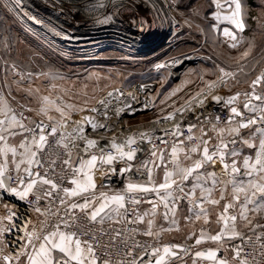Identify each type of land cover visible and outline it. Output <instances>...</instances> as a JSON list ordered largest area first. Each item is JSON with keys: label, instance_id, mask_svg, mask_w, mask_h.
Segmentation results:
<instances>
[{"label": "snow or ice", "instance_id": "6c2138e0", "mask_svg": "<svg viewBox=\"0 0 264 264\" xmlns=\"http://www.w3.org/2000/svg\"><path fill=\"white\" fill-rule=\"evenodd\" d=\"M108 4L103 18L92 13L108 5L92 0L53 7L74 19L87 13L97 24L127 13L141 29L159 20L205 37L222 33L227 54L197 73L201 86L179 105L173 97L188 85L159 101V92L145 93L143 110L159 108L149 123L160 127L125 130L120 117L135 113L137 94L128 93L123 107L112 104L122 90L92 103L86 90L62 87L55 70L19 63L11 13L72 37L30 14L24 0H4L0 264H264V53L255 58L258 37L264 49V0L254 15L248 0H163L160 10L156 0ZM142 6L157 15L147 19ZM249 16L259 32L246 34ZM191 58L181 53L154 66ZM171 75L158 81L162 87Z\"/></svg>", "mask_w": 264, "mask_h": 264}, {"label": "rangeland", "instance_id": "374dc122", "mask_svg": "<svg viewBox=\"0 0 264 264\" xmlns=\"http://www.w3.org/2000/svg\"><path fill=\"white\" fill-rule=\"evenodd\" d=\"M248 2L252 7V14L254 15L258 12L256 5L259 3V0H248ZM3 3L4 0H0V21L4 19L5 15L2 8ZM187 3H195V0H187ZM23 7L28 11L25 4ZM10 16L19 21H21L20 19L23 21L27 20L34 25L31 26L25 21L24 24L21 21L20 23L25 28V30H21L20 24L15 25V22L11 24L9 22L10 19L8 21L12 27L11 35L15 48L13 55L18 62L36 72L40 70L47 71L49 68L55 70L65 77L64 80L59 81L62 87L77 93L86 90L88 99L92 103H95L100 96L114 87H128L136 81H154L157 85L152 95L159 92L161 95L157 97L158 101L173 89L188 85L184 92H180L177 96L173 97V101L179 105V103L183 102L186 93L194 92L197 86H201L197 73L204 68L211 70L213 68V60H223L228 51L226 50V38L223 37L222 33L219 39H216L211 34L205 37L201 33L187 28L181 36L175 39L174 48L167 47L164 43L156 47H150L149 45L146 48L142 45V42L131 38L132 40L124 39V41L113 39L92 40L87 42L83 49L77 48V50L72 51L69 49V43L62 42L66 41V39L55 35L47 27L34 24L23 15V12H19L18 14L14 12ZM59 19L64 28L72 26L71 21L68 23L69 20L66 17L63 18L60 15ZM247 20L248 27L246 34L251 31L259 32L260 29L255 19L249 16ZM200 23L205 28L207 27V21H200ZM132 27L138 26L132 25ZM223 27L225 25H221V28ZM228 27L231 26L229 25ZM2 34L3 29L0 28V35ZM260 45L261 41L258 37L256 51L260 50ZM165 48L171 51L165 50ZM230 51L233 55H239L235 50ZM181 53L194 55L195 57L191 61H194L196 58H199V60L192 64H187V61L184 62L179 66V69L183 67L180 70L171 68L172 75L162 87L158 81L163 79L164 75L171 70L162 69L157 71L154 69V65L170 60L174 56H180ZM209 57L212 59H209ZM260 57V55H255L257 60ZM188 61L191 62L190 60ZM214 78L211 75L204 77V79L208 80ZM193 80L196 81L195 84L192 83ZM36 83L40 84L41 82L37 81ZM85 86H87L86 89ZM158 112L159 108L156 109L155 113ZM155 113L130 118L125 123L132 127L133 124L147 120L155 115ZM177 242H179V238H177Z\"/></svg>", "mask_w": 264, "mask_h": 264}, {"label": "built area", "instance_id": "2783aa9c", "mask_svg": "<svg viewBox=\"0 0 264 264\" xmlns=\"http://www.w3.org/2000/svg\"><path fill=\"white\" fill-rule=\"evenodd\" d=\"M161 1L163 2V0H161ZM96 2L97 3L103 2L104 4L108 5L105 8V10L102 9L103 15L102 16L99 15V16H101V18H103V16L105 14L111 12V5L108 4V0H96ZM186 2H187V0H185V3ZM160 5H161V3H160ZM27 6H28V7H26L27 9H29V7H30V9H32L33 11L38 12L40 14H42L44 12L46 14L50 10L49 6L43 5L40 2V0H30V1H28ZM37 8L41 9V11H39ZM60 15L63 18L66 17L65 15L60 14L58 11H56L54 17H51V16H48V17L51 18L52 20L56 21L57 24H61V21L59 19ZM66 19L69 20L68 23H70V21H71L72 26L70 25V26H67L68 28L67 27H65V28L71 29L72 32L74 33V39H78L77 41H74V42H67V43H69V49L72 51L77 50V48L83 49L84 45L87 42L92 41V40H100V39H113V40H118V41L123 40V35L119 38H117V37L111 38V37H105L106 34L114 35V36L126 34V36L129 38H136V36H140L142 39H147V40H149L150 43H152L150 47H156L157 45L162 44V43H164L167 47H171V46H174L175 39L177 37L181 36L186 29V28H181L179 30H174L168 24H165L163 27H161L160 25H157L158 22H160L159 20L156 21L155 27L146 28V29H141V28L138 29V27L133 28L132 25H137V24L131 23L130 19L127 16V13H125L122 16H115L113 22L106 24L109 27L105 26L104 28H99L96 30H89V31L85 27H83L82 23H79V25L77 26L75 20H71L68 17H66ZM24 21L26 23H28L29 25L34 26V25L30 24L29 21H27V20H24ZM80 24H82V26ZM125 25H127V26H125ZM113 29H116V31L115 32L109 31V30H113ZM124 31H126V33ZM92 38H98V39H92ZM158 39H160V40H158ZM83 40H86V41H83ZM133 47H136V46H133ZM191 57H195V56L192 55ZM195 60L197 61V60H199V58H196ZM165 62H170V60H166ZM159 63H164V62H159ZM154 69H155V66H154ZM170 70L172 73V69H170ZM0 75H2V72H0ZM144 85H147V88H144L143 87ZM156 85L157 84L154 81H136L134 83H131L128 87H114V88L110 89L109 91H112L114 93H119L122 90L124 95L120 96L118 100H113L112 104L114 106L123 107L126 100L130 101V97H128V93L132 92V93H136L137 97H138L137 101H131V103L133 104V107L135 109H137L135 111V113L144 111L142 101H143V99L146 98L145 93L148 94V98L150 99L152 93L156 90ZM221 94L227 95L228 93L226 90H224ZM104 96L107 97V93L103 94L98 99H104L103 98ZM110 111H111V109H110ZM155 112H156V109L152 110L151 106H149V111L147 113H141V114L137 115L136 117H139V116L145 115V114H154ZM132 114H133V112H131V111H125L122 114V116L120 117V120L123 121V125H124L125 130H128V129L136 130L139 127H152V128L160 127L158 125H153V124L149 123L150 121H152L153 119L156 118L155 115L151 116L147 120H143L141 122L135 123V124H133L132 127H130L129 125H127L125 123V121H127V119H130V118H127V116L132 115ZM164 126L167 127L169 125H164ZM116 130H117V132H119V130H120L119 125H116Z\"/></svg>", "mask_w": 264, "mask_h": 264}, {"label": "bare ground", "instance_id": "6f19581e", "mask_svg": "<svg viewBox=\"0 0 264 264\" xmlns=\"http://www.w3.org/2000/svg\"><path fill=\"white\" fill-rule=\"evenodd\" d=\"M28 1H30V0H24V4L26 5V7H28V6H27V5H28ZM40 2H41L43 5H48V6H49V8H50L49 12H47L46 14H45V12L42 13V14H40V13L35 12V11H33L32 9H30V7H29V9H28V12H30V13L33 14V15H36L38 18L44 19L45 21H48V20H49V17H48V16L54 17L56 11L59 12L58 8H54L53 5H59V4L61 3V0H40ZM70 2H71V0H64V3H65V4H68V3H70ZM78 2L82 4V3H84V0H78ZM156 2H157V10H160V9L162 8V1H161V0H156ZM159 2L161 3V5H160ZM92 3H94V4H99V3L96 2V0H92ZM100 3H103V2H100ZM142 7H143V14H146L147 19L151 20L154 16L157 15V11H151V10H150L149 8H147L146 6H142ZM37 9H38V8H37ZM102 9L105 10V8H98V9L95 10L94 13H92V15H95V16H98V17L101 18V16L103 15V10H102ZM38 10L41 11V9H38ZM74 11H75V10H74ZM54 12H55V13H54ZM62 15H65L66 17L70 18L71 20H75L77 26L79 25V23H82V24H83V27H85L88 31H89V30H96V29H99V28H104L105 26H106V27H109V26H107L106 24H97V23H94L93 20L91 19V17L89 16V14L84 13V12H81L79 15H77V16L75 17V19L73 18L72 15H68V14H62ZM99 15H101V16H99ZM51 21L54 23V25L56 26L57 29H62V30L65 31L70 37H72L71 39H66V41H62V42H74V41H77V40H78V39H74V33L72 32L71 29L63 28V26H62L61 24H57L56 21H54V20H52V19H51ZM159 23H160V22H158L157 25H160ZM30 24H31V23H30ZM82 24H80V25L82 26ZM137 26L140 27L138 24H137ZM140 28H141V27H140ZM78 31H79V30H78ZM109 31H110V32H115L116 29L109 30ZM124 32L126 33V31H124ZM49 35H51V34L49 33ZM122 35H123V40H124V39H131V38L127 37L126 34H121V35H116V36L106 34L105 37H111V38H113V37H117V38H119V37H121ZM53 37H54V36H53ZM53 37H52V38H53ZM60 37H61V36H60ZM61 38H62V37H61ZM99 38H100V37H99ZM62 39H63V38H62ZM89 39H90V38H89ZM92 39H98V38H92ZM132 39H134V40H139V42H142V43H143L142 45H144L146 48H148L147 46H149V44H150V46H151V44H152V43L149 42V40H147V39H142L140 36H136V39H135V38H132ZM132 39H131V40H132ZM158 40H160V39H158ZM57 41H58V40H57ZM83 41H86V40H83ZM147 41H148V42H147ZM60 42H61V41H60ZM137 42H138V41H137ZM157 42H158V41H157ZM134 43H135V42H134ZM139 48H140V47H139ZM192 59H194V58L192 57L191 59H187V60H185L184 62H186V61H188V60L191 61ZM179 66H180V65H179ZM179 66H178V67H173V68L179 69ZM127 93H128V92H127ZM131 93H132V92H131ZM105 97H106V96H104L103 98H105ZM145 99H146V98H145ZM145 99H143L142 103L145 101ZM74 118L78 119L79 117L76 116V117H74ZM122 122H123V121H122Z\"/></svg>", "mask_w": 264, "mask_h": 264}, {"label": "crops", "instance_id": "0c3cea01", "mask_svg": "<svg viewBox=\"0 0 264 264\" xmlns=\"http://www.w3.org/2000/svg\"><path fill=\"white\" fill-rule=\"evenodd\" d=\"M9 19H10L9 22H10L11 24H13L14 22H15V23H14L15 25L20 24V25H21V30H25V28H23L22 24L20 23L21 21H22V23H24V21H23L22 19H20L21 21H19V20L16 19V18L13 19L12 16H10ZM24 24H25V23H24ZM262 53H264V50L260 48L259 51H256V52H255V55H260V56H261ZM244 87H246V85H241V90H243Z\"/></svg>", "mask_w": 264, "mask_h": 264}, {"label": "water", "instance_id": "95a60500", "mask_svg": "<svg viewBox=\"0 0 264 264\" xmlns=\"http://www.w3.org/2000/svg\"><path fill=\"white\" fill-rule=\"evenodd\" d=\"M159 45H160V44H159ZM195 61H196V60L191 61V62L187 61V64L195 63ZM181 68H183V67H181ZM181 68H180V69H181ZM180 69H179V70H180ZM148 111H149V110H148ZM148 111H147V112H148ZM147 112H145V111L136 112V113H134V114H132V115L127 116V118H134V117H136L137 115H139V114H141V113H147Z\"/></svg>", "mask_w": 264, "mask_h": 264}, {"label": "trees", "instance_id": "16d2710c", "mask_svg": "<svg viewBox=\"0 0 264 264\" xmlns=\"http://www.w3.org/2000/svg\"><path fill=\"white\" fill-rule=\"evenodd\" d=\"M174 47H175V46H173V47L171 46L170 48H174ZM165 50L171 51V50H170V49H168V48H165Z\"/></svg>", "mask_w": 264, "mask_h": 264}]
</instances>
